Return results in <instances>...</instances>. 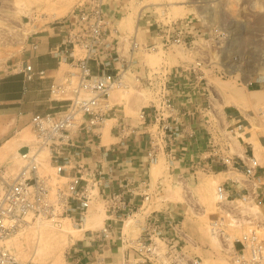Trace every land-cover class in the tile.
I'll return each mask as SVG.
<instances>
[{"label":"rangeland","instance_id":"1","mask_svg":"<svg viewBox=\"0 0 264 264\" xmlns=\"http://www.w3.org/2000/svg\"><path fill=\"white\" fill-rule=\"evenodd\" d=\"M234 1L235 13L230 10L229 0L107 2L104 15L113 36L121 40L119 51L123 54L124 65L121 67L119 84L107 100L110 110L109 117L102 125L103 144L116 141L112 137L115 132L121 138L131 133V129H136L140 123L141 109L159 106L166 92L167 75L172 70L183 69L195 71L203 77V86L214 90V110L205 112L212 128L218 133L215 139L222 142L231 155L236 146L233 139L237 143L240 140L241 145L245 146L247 141L243 139L247 134L252 135L249 140L251 144L260 147L256 139L264 136V73L260 75L258 71L260 65L264 64V0ZM80 2L0 0V84L4 75L30 53V36L48 26L65 24L71 11ZM182 22L188 23L183 28L186 33L191 29L198 32L195 38L186 41V45L174 41L178 33L174 27H181ZM125 39L127 44L124 48L122 41ZM134 41L137 47L132 50ZM77 52L80 53L79 50ZM235 92L249 101L244 106L249 117L243 114L245 118L240 117L237 121L226 117L224 113V107L233 104V96L238 94ZM2 109L0 103V149L8 140H11V148L7 153L0 154V177L10 181L27 164L22 158L17 159L16 164L14 157L20 148L26 145L32 152L38 148L30 123L15 128L12 119L4 122ZM120 126L125 127V130L122 131ZM110 130L113 131L112 136ZM259 153L264 157V148H260ZM255 157L259 159L261 156L256 154ZM37 161L39 173L50 177L51 183L66 182V179L56 174L46 149H43ZM150 179V201L142 207L137 206L129 217L118 224L119 228L123 227L125 239L136 238L145 219L152 213L164 215L165 219L170 217L169 220L174 219L180 224L185 234L179 258L181 263L235 264L231 256L233 241L252 231L264 238L263 209L253 202L260 212L258 218L248 214L250 209L247 203L236 201L220 206L216 202L215 191L222 182L214 173L200 169L179 173L171 167L168 158L161 155L158 162L151 166ZM3 184L0 178L1 189ZM98 215H101V222L90 229L93 232L101 229L107 218L106 204L96 193L83 227L78 228L67 219L62 220L60 227L47 220H34L36 222L30 221L19 228L4 244L19 264H75V249L90 243V233L85 229L87 219ZM214 221L222 223L223 235L220 237L211 230ZM67 225L73 232L81 231L84 236L81 239L70 238L63 244L64 226ZM39 231L49 232L52 239L46 240L44 235L41 252L37 254L33 247ZM118 243L120 252L127 247L126 244Z\"/></svg>","mask_w":264,"mask_h":264},{"label":"built area","instance_id":"2","mask_svg":"<svg viewBox=\"0 0 264 264\" xmlns=\"http://www.w3.org/2000/svg\"><path fill=\"white\" fill-rule=\"evenodd\" d=\"M108 1L81 0L62 25L65 37L51 53L59 61L71 63L76 71L70 72L61 82L50 85L51 98L59 102L60 106L44 114L32 115L30 126L35 133L37 150L46 149L56 174L59 177L67 174L68 178H64L65 183L59 184L51 183L50 177L42 176L38 161L35 164L32 162L37 152L34 151L24 158L27 164L18 175L3 184L0 197V264H19L4 241L32 220H47L60 227L62 220L67 219L72 225L83 227L96 193L106 204L107 218L98 231H86L90 233V243L80 250L76 249L87 257L86 264H104L107 258L100 254L96 257V254L111 247L121 248L118 242L127 245L121 251L119 264H179L185 241L180 224L152 213L145 219L136 238L125 239L123 227L119 228L118 224L129 217L137 206L142 207L145 202H149L151 194L143 193L138 205L131 203L130 199L125 198L126 194H139L128 188L120 192L110 191V182L105 179L110 172L103 171L101 162L94 167L82 163L83 158L90 154L89 145L99 139L98 131L109 117L107 100L118 86L122 71L115 65L124 62L117 44L109 41L111 28L104 15ZM187 26V22H182L181 27H174L178 31L175 43L186 45V41H189L186 39L188 32L183 31ZM136 47L134 41L131 49L135 50ZM37 48V43L30 44L31 51ZM22 73L26 81L45 75L43 70L34 71L28 62L24 64ZM178 73L182 78L187 77L191 85L203 86V77L195 71L181 69ZM176 111L174 100L169 94L163 95L159 106L145 107L140 111L141 125L146 126L152 121L156 128L148 132L149 148L143 164L139 165L138 188L145 190L150 187L149 169L161 155H170L174 145L182 138L181 125L174 119ZM120 128L125 130V127ZM217 134L214 130V135ZM209 135V152L213 162L241 168L248 180L255 177L261 168L259 159L253 154L244 160L238 156H222L219 146L214 142L216 139L212 134ZM30 151L28 149L27 154ZM251 192L240 195L223 183L216 187V202L220 206L236 201L245 204L255 194L253 190ZM221 226L220 221L211 223V230L218 237L223 235ZM231 249L235 264L264 262V238L254 231L233 241ZM191 264H197V261Z\"/></svg>","mask_w":264,"mask_h":264},{"label":"crops","instance_id":"3","mask_svg":"<svg viewBox=\"0 0 264 264\" xmlns=\"http://www.w3.org/2000/svg\"><path fill=\"white\" fill-rule=\"evenodd\" d=\"M197 33V31L191 29L188 32L189 35H186V39L195 38ZM64 37L65 28L61 25L48 26L34 32L30 36L28 39L30 53L25 60L17 62L15 68H12L11 71L4 75V80L0 84V103L3 106L2 115L4 116V122L12 119L13 127L18 128L21 125L30 123L32 115L44 114L60 106L59 102L51 98L49 87L54 82H61L72 72L70 69H74V67L69 62L59 61L51 52L60 45ZM109 41L117 44L119 51L121 40L118 41L116 36H113L112 30H110ZM33 42L38 44V48L35 51L30 50V44ZM26 62L32 64L36 72L40 70L45 71V75L41 78L35 77L32 81H26L22 73ZM123 65V63H118L115 65V68L121 69ZM167 82L165 94H169L174 100L177 108L174 119L177 120L182 129V138L174 145L171 154L166 156L171 167L177 169L179 173H187L195 169L210 171L222 182L221 184H226L231 191L240 195L251 194L253 190L255 193L251 195L253 202H256L264 211V157L259 153L260 148H264V136L257 137L256 140L260 147H254L251 144L252 142L249 141L252 139V135H245L243 141L246 140L248 142H246L247 145L242 146L239 140V147H236L238 152L233 151V155L230 154V150L224 148V145L222 146V142L214 141L219 146L222 156L232 158L238 156L244 160L251 154L254 156L259 154L261 156L259 158L261 168L257 170L253 179H246L241 168L226 167L221 163L213 162L209 152L211 138L209 134H212L215 138V129L212 128V123L205 111L209 109L210 111L214 110V90L202 85H191L187 77L182 78L180 76L178 70H172L167 75ZM224 108L226 117H230L234 121L240 120V117H244L241 110L233 104ZM155 128L156 125L152 121L148 122L146 126L139 123L136 129L126 137L121 138L116 135V132L113 135L111 129L110 135H113L112 137L116 141L103 144L101 127L98 131L99 139H96L94 144L89 145L91 148L90 154L83 158L82 163L94 167L98 162H101L103 171L105 173L110 172V175L105 177L110 182V191L120 192L128 188L134 193L139 194V196H132L127 193L125 198L127 200L130 199L131 203L138 205L141 200L140 196L150 190V187L145 190L141 187L138 188L137 183L139 180V165L143 164L146 151L149 148L148 132ZM62 177L68 178L67 174ZM161 217L165 219L164 215H161ZM168 218H171H166L170 221ZM171 221H174V219ZM79 250H76L77 255L74 257V262L75 264H86L88 261L87 257L83 253H80ZM119 250L118 246L111 247L105 249L103 253H97L96 257H99L98 254L101 257L106 255L107 257L105 258L110 260L108 262L106 260L104 264H119L122 258Z\"/></svg>","mask_w":264,"mask_h":264},{"label":"bare ground","instance_id":"4","mask_svg":"<svg viewBox=\"0 0 264 264\" xmlns=\"http://www.w3.org/2000/svg\"><path fill=\"white\" fill-rule=\"evenodd\" d=\"M229 6H230V10L233 12V13H235L236 12V10L234 9V7H233V5L236 3L234 0H229ZM133 25V24H132ZM123 43H122V46L124 47L125 46V44H127L126 43V39H125V41H122ZM120 43V42H119ZM121 47V46H120ZM125 48V47H124ZM123 49V48H122ZM257 71V70H256ZM258 71L260 72V75H261V73H264V64L263 65H260V67H259V69H258ZM124 73V72H123ZM122 73V74H123ZM263 76V75H262ZM235 93H238V94H235L234 96H233V104L235 105V107H238V108H240L241 109V113H243L246 117H249V115L247 114V108H245L244 106H247V104H248V99L246 100L245 98H243L241 95H240V93L239 92H235ZM226 104H228V103H226ZM231 104V103H230ZM244 107V108H243ZM235 134V133H234ZM230 138H233V137H230ZM234 140V142H235V145L236 146H234V148L235 149H233L234 150V152H238L236 149V147H239V144L236 142V140L235 139H233ZM257 143V145H258V142H256ZM25 145V144H24ZM10 148H11V140H8V141H6V142H4L3 144H2V146H1V149H0V154L1 155H3V154H5V153H7V151H9L10 150ZM24 148H27L26 147V145L24 146V147H22V148H20V150H19V153H16L15 154V160H17V159H19V158H22V159H24V158H27L29 155H31V152L32 151H30V152H28V154H27V152H21V150L22 149H24ZM37 152H35V154H34V156H33V160H32V162H34L33 164H35L36 162H37V159L38 158H40V154H41V152L43 151H40V150H36ZM24 154H26V155H24ZM42 156V155H41ZM22 161V160H21ZM16 162V161H15ZM20 162V161H19ZM18 163V160H17V162H16V164ZM1 179H2V181H3V183H6L7 181H6V179H4L3 177H0ZM0 191H2V189H1V187H0ZM248 207H249V209H250V213H248L250 216H257L258 218L260 217V215H259V210L257 209V206L253 203V201L252 200H250L247 204H246ZM246 206V207H247ZM248 209V210H249ZM245 213H246V211H247V208H245ZM95 215V214H94ZM88 217V216H87ZM101 220V215H98V216H94L92 219H87V223L85 224V226L87 227V228H85L86 230H90V229H93V227H95V226H97V225H99L100 224V221ZM31 222H36V221H34V220H32ZM30 223V222H29ZM74 230L72 229V228H70L68 225L67 226H64V234H63V236H62V241H63V244H65V243H67L69 240H70V238H74V239H81L83 236H84V234L81 232V231H76V232H73ZM75 233H78V235H76ZM44 235L47 237V239L46 240H50V239H52V235L49 233V232H47V233H40V231L39 232H37V240L35 241V245H34V247H33V251H34V253L36 252L37 254L39 253V251L41 250V246H42V243H43V240L45 239L44 238ZM8 240H10V238L8 239L7 238V241ZM11 242H12V240H11ZM11 242H10V244H11ZM44 246V245H43ZM41 252V251H40ZM41 254V253H40ZM42 254H44L43 252H42ZM179 264H186V263H181V262H179Z\"/></svg>","mask_w":264,"mask_h":264},{"label":"water","instance_id":"5","mask_svg":"<svg viewBox=\"0 0 264 264\" xmlns=\"http://www.w3.org/2000/svg\"><path fill=\"white\" fill-rule=\"evenodd\" d=\"M27 151H28V148H24V149L21 150V152H24V153L27 152Z\"/></svg>","mask_w":264,"mask_h":264}]
</instances>
